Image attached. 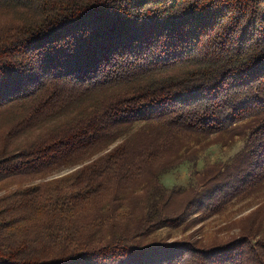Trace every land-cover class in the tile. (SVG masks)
I'll return each mask as SVG.
<instances>
[{
	"label": "trees",
	"instance_id": "16d2710c",
	"mask_svg": "<svg viewBox=\"0 0 264 264\" xmlns=\"http://www.w3.org/2000/svg\"><path fill=\"white\" fill-rule=\"evenodd\" d=\"M0 7L15 14L0 30V111L16 114L0 147V181L81 164L0 197V264H264L257 220L256 234L209 245L139 239L179 228L204 205L195 187L173 208L179 193L159 183L184 135L252 121L236 161L205 175L214 183L208 198L217 195L212 212L264 183V0H0ZM50 120L45 131L9 144ZM137 122L145 128L84 163Z\"/></svg>",
	"mask_w": 264,
	"mask_h": 264
},
{
	"label": "rangeland",
	"instance_id": "374dc122",
	"mask_svg": "<svg viewBox=\"0 0 264 264\" xmlns=\"http://www.w3.org/2000/svg\"><path fill=\"white\" fill-rule=\"evenodd\" d=\"M14 17L15 14L0 7V30L3 25L14 19ZM96 91H100L97 92L98 95L105 93L102 88H97ZM90 102L88 100L84 105H88ZM67 113L58 118L64 120ZM15 118V109L7 108L0 111V147L4 143L3 136L9 135L7 132L11 133L12 126L16 124ZM53 122H56V120H50L48 123L32 129L28 133H21L16 138L10 137L8 139L9 144L13 147L18 143L31 139L35 136L34 134L45 131ZM248 122H252L251 119L241 121L239 126L223 133H215L209 136L193 133L183 136L182 147L180 148V144L178 147V153L180 154L176 157L172 155V158L175 157L172 166L169 170L163 171L159 175V183L169 189H175L179 193H177L178 196H176L173 208L180 205V200H183L186 195L185 190L195 187H198L204 205L197 213L189 216V219H186L179 228L164 226L149 233L144 238L139 237L140 241L144 243L151 241L174 243L191 239L194 241L198 240L201 244L209 245L215 242H226L229 238L239 237L246 231L256 234L257 223H254V221L257 220L258 226L260 222L264 223V183L251 190H245L243 193L240 190L239 194L228 197L229 200H227L220 211L212 212V209H214L213 205L217 201V195L208 198L211 186L214 183L208 184V182H205V177H207L205 175L210 167L214 169V166L222 164L224 168L226 165L233 164L236 161L238 154L242 151L249 138V135H242L247 130L246 125ZM143 128H145V122H137L131 125L126 132L116 133L117 137L108 138L97 149L89 152L84 163L90 162L99 155L113 149L114 146L125 141L130 134L141 131ZM80 166L81 164L71 167L62 166L49 169L48 171L10 176L2 179L0 181V197L18 188L43 184L52 178L64 176ZM142 188L138 191L139 193L145 191V187ZM90 213L95 214L93 210ZM138 214L140 213L138 212ZM250 226H253L252 230L248 229ZM106 233L109 234V231ZM104 236L103 232H99L95 235V238L100 241Z\"/></svg>",
	"mask_w": 264,
	"mask_h": 264
}]
</instances>
